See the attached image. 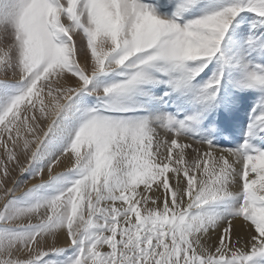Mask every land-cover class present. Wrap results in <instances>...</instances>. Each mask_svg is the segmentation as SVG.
Wrapping results in <instances>:
<instances>
[{
	"label": "snow or ice",
	"instance_id": "snow-or-ice-1",
	"mask_svg": "<svg viewBox=\"0 0 264 264\" xmlns=\"http://www.w3.org/2000/svg\"><path fill=\"white\" fill-rule=\"evenodd\" d=\"M0 264H264V0H0Z\"/></svg>",
	"mask_w": 264,
	"mask_h": 264
},
{
	"label": "bare ground",
	"instance_id": "bare-ground-1",
	"mask_svg": "<svg viewBox=\"0 0 264 264\" xmlns=\"http://www.w3.org/2000/svg\"><path fill=\"white\" fill-rule=\"evenodd\" d=\"M70 166V163H69V160L68 159H65L64 157H61L60 161L57 162V164H54L53 165V172H56L58 170H61L63 168H66ZM18 175V171L16 173ZM47 168H45V171L43 173V178L47 179ZM39 178H31V180L28 182V183H31V182H35V181H38ZM60 243H64L63 239H61Z\"/></svg>",
	"mask_w": 264,
	"mask_h": 264
},
{
	"label": "rangeland",
	"instance_id": "rangeland-1",
	"mask_svg": "<svg viewBox=\"0 0 264 264\" xmlns=\"http://www.w3.org/2000/svg\"><path fill=\"white\" fill-rule=\"evenodd\" d=\"M68 167H70V166H68ZM68 167H66V168H63V169H61V170H58V171H56V172H60V171H63V170H65V169H67ZM19 174V173H18ZM43 175V174H42ZM39 178V177H38ZM25 179H27L28 180V182L31 180V177H26ZM45 179V178H44ZM39 180H40V178H39ZM39 180L38 181H35V182H31V183H36V182H39ZM31 183H29V184H31ZM61 245H62V243H60Z\"/></svg>",
	"mask_w": 264,
	"mask_h": 264
}]
</instances>
